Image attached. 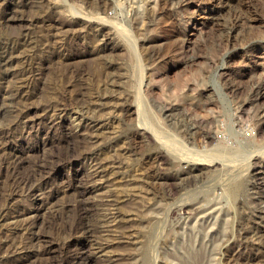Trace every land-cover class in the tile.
<instances>
[{"label":"rangeland","instance_id":"1","mask_svg":"<svg viewBox=\"0 0 264 264\" xmlns=\"http://www.w3.org/2000/svg\"><path fill=\"white\" fill-rule=\"evenodd\" d=\"M113 7L0 0V264H264V0Z\"/></svg>","mask_w":264,"mask_h":264},{"label":"bare ground","instance_id":"2","mask_svg":"<svg viewBox=\"0 0 264 264\" xmlns=\"http://www.w3.org/2000/svg\"><path fill=\"white\" fill-rule=\"evenodd\" d=\"M234 123V122H233ZM238 127V124H232V125H230L228 128H226V131L228 132V134H229V136H231L233 139H236V143L237 144H239L240 145V148H243L245 145H244V143H247V140H241V139H239L238 137H239V135H238V130L236 129ZM244 130V129H243ZM220 131H224V130H220ZM227 134V135H228ZM243 134H245V132H242L241 134H240V136L241 135H243ZM217 138V137H216ZM253 138V137H252ZM249 141V140H248ZM231 145V144H230ZM234 146V145H233ZM213 156V155H212ZM220 156V155H219ZM222 156V155H221ZM226 156V155H225ZM256 156V155H255ZM216 159V158H215ZM215 159H213V160H210V164L211 165H215L216 163H220L221 164V162H219V160H215ZM226 159V158H225ZM224 159V160H225ZM232 159V158H231ZM256 158H253V156H250V160H251V162H254V164H255V161H253V160H255ZM226 161H228V160H226ZM230 161V160H229ZM232 161V160H231ZM223 162V161H222ZM224 163H226V162H224ZM223 164V163H222ZM239 164V163H238ZM252 164V163H251ZM254 164H252V165H254ZM193 168H198V167H193ZM247 168V167H246ZM251 168V167H250ZM238 169V168H237ZM244 169V168H243ZM241 171H244V170H241ZM237 172V171H236ZM239 173V172H238ZM237 175V174H236ZM239 175V174H238ZM234 177V176H233ZM237 180V179H236ZM232 183H233V186H234V188H235V190L236 189H238L239 188V186H240V183L239 182H237V181H235V180H232ZM259 210H260V213H264V201L263 202H261V204H260V206H259ZM188 213V212H187ZM186 214V213H185Z\"/></svg>","mask_w":264,"mask_h":264},{"label":"built area","instance_id":"3","mask_svg":"<svg viewBox=\"0 0 264 264\" xmlns=\"http://www.w3.org/2000/svg\"><path fill=\"white\" fill-rule=\"evenodd\" d=\"M111 1L113 2L114 7H113V10L109 11L110 14H114L117 7H121V5L129 2V0H111ZM243 129L245 131V134H247V135H251L253 133V128L249 124L243 125ZM225 137H226V135H225Z\"/></svg>","mask_w":264,"mask_h":264}]
</instances>
